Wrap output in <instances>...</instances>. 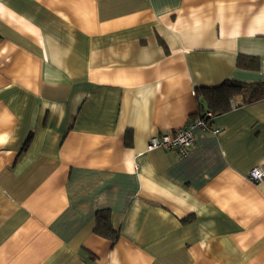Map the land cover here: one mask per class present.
Returning <instances> with one entry per match:
<instances>
[{
    "label": "crops",
    "instance_id": "0c3cea01",
    "mask_svg": "<svg viewBox=\"0 0 264 264\" xmlns=\"http://www.w3.org/2000/svg\"><path fill=\"white\" fill-rule=\"evenodd\" d=\"M225 80L264 81V0H0V264H264V97L147 150Z\"/></svg>",
    "mask_w": 264,
    "mask_h": 264
},
{
    "label": "trees",
    "instance_id": "16d2710c",
    "mask_svg": "<svg viewBox=\"0 0 264 264\" xmlns=\"http://www.w3.org/2000/svg\"><path fill=\"white\" fill-rule=\"evenodd\" d=\"M241 95L244 103L253 102L264 97V81L249 83L236 80H225L222 84L214 87H199L196 96L199 105V116H205L210 111L214 115L207 122L212 125L214 118L231 107V100ZM96 231L100 234L116 239L117 233L113 230L110 219L106 214L97 215Z\"/></svg>",
    "mask_w": 264,
    "mask_h": 264
},
{
    "label": "built area",
    "instance_id": "2783aa9c",
    "mask_svg": "<svg viewBox=\"0 0 264 264\" xmlns=\"http://www.w3.org/2000/svg\"><path fill=\"white\" fill-rule=\"evenodd\" d=\"M213 117L212 112L208 111L205 116L197 115L175 132H163L159 135L152 136L148 142L147 150L163 148L174 150L181 156H184L188 154L189 148L195 142V132L197 129L212 131L215 134L219 132V129H211L212 125L207 122V119H212ZM247 176L254 182L263 180L264 162L252 167Z\"/></svg>",
    "mask_w": 264,
    "mask_h": 264
}]
</instances>
